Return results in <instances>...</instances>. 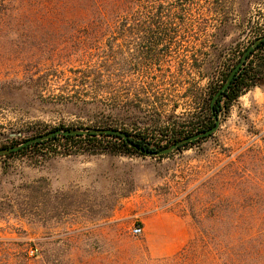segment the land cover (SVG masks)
I'll return each mask as SVG.
<instances>
[{"label": "rangeland", "instance_id": "obj_1", "mask_svg": "<svg viewBox=\"0 0 264 264\" xmlns=\"http://www.w3.org/2000/svg\"><path fill=\"white\" fill-rule=\"evenodd\" d=\"M245 1H219L226 25L209 12L215 0L165 1L189 3L194 30L161 44L172 54L162 68L144 69L140 39H115L110 19L68 17L80 1L0 0V146L35 129L105 125L129 104L176 106L182 121L185 93L206 81L175 73V53L209 59L217 35L243 41ZM247 16L261 33L264 0ZM118 45L125 60L110 68ZM0 264H264V89L241 96L210 138L164 158L1 157Z\"/></svg>", "mask_w": 264, "mask_h": 264}, {"label": "trees", "instance_id": "obj_2", "mask_svg": "<svg viewBox=\"0 0 264 264\" xmlns=\"http://www.w3.org/2000/svg\"><path fill=\"white\" fill-rule=\"evenodd\" d=\"M78 1H80L79 4ZM85 1H88L89 4L83 3ZM165 1L170 0H110V10L107 11L104 5L98 4L95 0H77L78 6L68 13V17H71L72 12H77L81 19L95 17L103 21L110 19V34L114 38L116 37L115 39L123 40L131 36L142 41L138 48L145 51V59L148 61L144 69L152 65L160 69L164 66L163 62L172 55L169 50L171 49L170 44H161L170 42L182 33L188 34L194 30V25L190 24L191 21H188L187 18L190 14L189 3L186 5L173 4V2L165 4L168 3ZM219 1L215 0V7L209 12L218 16L220 25H226L230 19H226L228 13L225 14L220 9ZM253 1H245V9L240 11L241 26L244 24L241 35H245L244 40L249 37V41L244 42L243 40L234 44V40H231L227 43L225 41L227 35L219 34L215 39V49L209 59H207L208 53H203L201 48L196 49L189 57L179 51L175 53L177 55L175 73L178 74L184 68L190 67V70L195 71L198 75V80L195 83L206 81L203 88L194 86L192 90L185 93L186 96L191 97V101L189 107L182 113V116L185 117L182 121L173 120L176 118L173 114L178 108L176 106L172 107L170 115H165L160 104L148 102L133 106L129 104L130 107L125 114L121 110L113 109L110 119L107 123L105 122V125L85 128L61 127L49 131L35 129V131L8 139L0 146V151H9L0 155V158L32 159L51 155L67 157L83 154L144 156L145 153L162 151L180 140L203 134L214 126L215 120H219V122L224 120L229 115L231 107L241 96L255 88L264 89V40H262L249 52L245 62L235 73L226 89L221 91L246 50L255 41L264 37V16L260 25L261 33L253 35V29L258 24L249 26L250 18L247 13ZM68 8L71 10L73 6L68 5ZM5 9L4 12H7L6 7ZM205 27H201L198 32L205 33ZM221 30L219 28L217 32L220 33ZM250 36L253 37L250 38ZM115 47L118 51H113V46H110V68L120 65L125 60L122 51L125 46ZM160 47L161 49L158 51ZM142 72L147 74V69ZM157 77L164 78L162 74ZM157 77H153L151 80L155 82ZM57 130L68 133L33 141ZM100 130L102 132H95ZM74 131L80 132L71 134ZM211 136L184 144L177 151L205 141ZM160 157L164 158V156Z\"/></svg>", "mask_w": 264, "mask_h": 264}, {"label": "water", "instance_id": "obj_3", "mask_svg": "<svg viewBox=\"0 0 264 264\" xmlns=\"http://www.w3.org/2000/svg\"><path fill=\"white\" fill-rule=\"evenodd\" d=\"M264 40V37L260 38L259 40L255 41L247 50L246 52L243 54L242 58L240 59L239 63L237 64V66L233 69V71L230 73L226 83L224 84V86L222 87L221 91L225 90L226 87L229 85V83L231 82V79L233 78V76L235 75V73L241 68V66L243 65V63L245 62L246 60V57L247 55L249 54V52L260 42ZM215 99V98H214ZM213 99V100H214ZM219 120H215V124L214 126L207 130L206 132H204L203 134L201 135H194L192 137H188L186 139H183V140H180L176 143H174L173 145L169 146L168 148L162 150V151H158V152H155V153H145V155L147 156H152V157H160V156H165V155H168L170 153H172L173 151H176L179 147H181L182 145L184 144H187V143H191L193 141H196L202 137H207V136H210V135H213L217 129L219 128ZM80 131H74V132H71V134H75V133H78ZM97 133L99 132H102L101 130L100 131H95ZM110 132H114V133H118V132H115V131H110ZM67 134L68 132L67 131H60V130H57V131H54V132H51L45 136H42V137H39V138H36L34 139L33 141H37V140H44V139H47L53 135H56V134ZM119 134V133H118ZM20 136V133H17V134H14V135H11V136H8V137H18ZM9 150H3V151H0V155L2 154H5L7 153Z\"/></svg>", "mask_w": 264, "mask_h": 264}, {"label": "built area", "instance_id": "obj_4", "mask_svg": "<svg viewBox=\"0 0 264 264\" xmlns=\"http://www.w3.org/2000/svg\"><path fill=\"white\" fill-rule=\"evenodd\" d=\"M131 232L133 236H139L142 233V229L140 226H135L132 228Z\"/></svg>", "mask_w": 264, "mask_h": 264}]
</instances>
